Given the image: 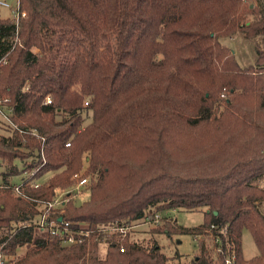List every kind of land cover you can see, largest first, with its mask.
I'll return each mask as SVG.
<instances>
[{
  "label": "trees",
  "instance_id": "trees-1",
  "mask_svg": "<svg viewBox=\"0 0 264 264\" xmlns=\"http://www.w3.org/2000/svg\"><path fill=\"white\" fill-rule=\"evenodd\" d=\"M238 34L256 39L253 64L223 42ZM0 101L15 125L0 135L2 180H24L27 196L0 187V255L31 245L5 264H169L157 242L129 234L67 245L35 229L39 201L81 170L88 198L55 220L201 210L197 226L152 230L201 235L194 264H225L232 252L236 264H264V187L254 183L264 177V4L18 0L13 17L0 15ZM245 229L259 251L251 258Z\"/></svg>",
  "mask_w": 264,
  "mask_h": 264
},
{
  "label": "rangeland",
  "instance_id": "rangeland-1",
  "mask_svg": "<svg viewBox=\"0 0 264 264\" xmlns=\"http://www.w3.org/2000/svg\"><path fill=\"white\" fill-rule=\"evenodd\" d=\"M10 6H0L1 17H13L14 12L17 9L18 0H5ZM254 2L264 4V0H252ZM223 42L231 46L236 52L242 66H248L256 61L257 53L255 49L256 39H246L241 34L234 37L225 38ZM4 112H0V135H10L12 133V124L8 117L6 108H3ZM6 162L0 160V182H2L3 172L6 171ZM51 176L50 173L45 175L40 181L45 182ZM21 177H15L13 181H20ZM255 184H259L264 187V177L254 181ZM88 198L86 193L83 198H78V203ZM77 200V199H75ZM264 211V204L262 205ZM173 215L178 219V224L175 226L193 227L201 224L204 220L203 211H189V210H176ZM154 226H140L136 229L135 234L131 235V240L137 241L144 246H152L154 242H157L164 252L169 257V264H194L195 258L199 254V247L195 236L192 234L184 233L168 235L164 231L155 232L152 230ZM30 244L20 246L17 249L15 256L10 257L7 255L0 256V264H5L10 259H18L25 255L26 251L30 247ZM106 245H102V253H105ZM243 251L246 258H251L259 253L258 248L253 240L252 234L249 230L245 229L243 232Z\"/></svg>",
  "mask_w": 264,
  "mask_h": 264
},
{
  "label": "built area",
  "instance_id": "built-area-1",
  "mask_svg": "<svg viewBox=\"0 0 264 264\" xmlns=\"http://www.w3.org/2000/svg\"><path fill=\"white\" fill-rule=\"evenodd\" d=\"M0 5L7 7L10 6V4L5 0H0ZM23 15L25 14L23 13ZM15 16L16 18L19 17L17 12L15 13ZM51 102V97H48L47 103L50 104ZM87 104L88 102H86V105ZM0 112H4L1 101ZM10 122L14 127L15 125L11 120ZM67 145H70V143H68ZM73 180L74 185L65 189L58 190L57 194L52 199L39 201L41 213L36 216L33 222L35 229L40 233L58 236L62 239L63 244L72 245L83 243L87 239H90L94 236H104V238H106L112 234L117 233L122 234L123 236L129 234L131 238V235L134 234L136 229L140 226L156 227L165 222L170 223L174 226L178 224L177 217L173 215L176 209H169L165 210L164 212L156 213L154 215L145 216L137 221L127 222L117 220L115 222L101 225H88L85 223L73 224L70 221H65L63 217H59L58 220H55L54 217H57L64 212L65 206L71 199L78 200V198H83V196L87 193L83 191V188H85L87 183L89 182V177L84 175V170L76 172L73 175ZM22 181L18 184H15L13 182L5 183L2 181L0 182V187H13L17 195L27 197L22 190ZM36 186H38V184H36ZM212 228H215V226L212 225ZM194 236L196 241L201 238V235ZM236 259V254L232 252L226 258L225 264H236Z\"/></svg>",
  "mask_w": 264,
  "mask_h": 264
},
{
  "label": "crops",
  "instance_id": "crops-1",
  "mask_svg": "<svg viewBox=\"0 0 264 264\" xmlns=\"http://www.w3.org/2000/svg\"><path fill=\"white\" fill-rule=\"evenodd\" d=\"M135 234V233H134Z\"/></svg>",
  "mask_w": 264,
  "mask_h": 264
}]
</instances>
